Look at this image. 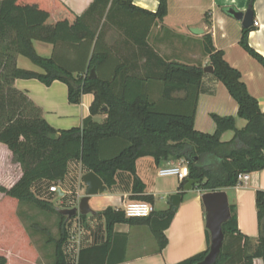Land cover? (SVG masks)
<instances>
[{"label":"trees","instance_id":"trees-1","mask_svg":"<svg viewBox=\"0 0 264 264\" xmlns=\"http://www.w3.org/2000/svg\"><path fill=\"white\" fill-rule=\"evenodd\" d=\"M252 4L253 0H248L251 10ZM167 9V0H158L156 11L135 7L131 0H93L86 12L77 16L59 0H0V154L11 161L5 164L11 182L0 186V264H31L36 257L35 249L15 215L21 202L58 215L59 237L53 240V264H90L84 257L91 254L101 255V262L97 264H106L104 256L109 240L80 249L76 262L67 259L63 245L69 237L66 225L72 218L65 221L48 198L39 197L33 189V184L41 180L62 182L71 160H78L88 171H94L108 188L115 183L117 171L130 172L134 177L132 197L149 203L153 202V197L143 193L145 186L135 173V161L142 156H152L157 164L184 160L189 169L188 178L197 181L193 188L203 192L234 187L239 174L264 168V111L248 92L239 70L223 58L221 50L214 48L207 34L203 36V51L213 67L212 74L236 101L237 116L245 119L246 124L236 128L235 117L211 113L214 132L194 128V109L203 67L165 61L146 41L150 27L163 20ZM115 10H121L130 19L140 17L136 24L142 27L141 34L130 35V38L145 58L143 68L148 65V68H155V72L141 73L138 67L136 72L135 65L129 66L123 61L114 67L109 77L98 74L102 64L110 63V50H98L103 29L100 22L103 17L105 21L112 20ZM92 15L97 17L93 16L90 24L87 17ZM252 28L242 29L239 44L264 68V56L247 42V34ZM129 29L133 31L132 26ZM33 39L55 46L85 47L86 72L73 75L56 57L38 55ZM15 53L27 57L44 73L17 67ZM92 68L96 76L90 78ZM17 78H35L45 85L60 80L67 85L70 103H78L82 94H93L90 115L80 127H51L43 118L41 108L23 91L13 87ZM148 78L162 81L169 99L173 91L183 90V100L190 105V110L172 112L154 106L143 93V81ZM104 106L107 107L104 121L92 120V116L103 112ZM227 130H232L233 136L229 141H222L221 136ZM113 140L120 141L122 147L118 153L106 158L101 153V145ZM185 181L180 182V189ZM255 206L258 237L250 252L252 240L238 229L236 204L229 202L230 218L222 227L224 239L216 264H256L255 259L264 264V190L255 191ZM175 210L170 206L146 217H127L122 210L108 207L102 214L109 233L116 222L131 225L152 222L151 228L162 249L166 245L163 230L170 224ZM205 231L209 243V234L207 229ZM207 252L208 247L175 264H197Z\"/></svg>","mask_w":264,"mask_h":264},{"label":"crops","instance_id":"crops-1","mask_svg":"<svg viewBox=\"0 0 264 264\" xmlns=\"http://www.w3.org/2000/svg\"><path fill=\"white\" fill-rule=\"evenodd\" d=\"M59 1L77 16L83 15L93 2V0ZM131 3L135 7L148 11H156L158 7V0H131ZM167 8V15L162 21L155 22L150 27L146 37L152 50L165 61L205 67L209 65V58L203 51V36L209 35L214 48L221 50L223 58L239 70L241 80L245 83L248 92L257 99L259 108L263 112L264 68L239 44L243 29L241 22L227 12L229 8L246 11L248 0H167ZM192 12L197 13L195 19L189 16ZM252 12L254 23L251 26L252 30L247 34V42L251 48L264 56V0H253ZM93 16L97 17V15L87 17L88 23H93ZM112 17L110 21H105L103 17L100 22L103 29L100 33L98 50H110V63L102 64L98 68V74L103 78L109 77L114 67L123 61H126L129 66L135 65L136 72L138 68L141 73L143 71L155 72V68L150 66L148 68V65L143 68L145 58L130 38V35L137 37L141 34L142 27L136 24V20L140 17L136 20L135 17L130 19L121 10H115ZM131 26L132 32L129 29ZM190 27H201L204 33L193 34ZM32 42L38 55L56 57L73 75L86 72L88 56L85 47L70 44H56L55 46L36 39ZM14 56L17 67L44 73L41 67L32 63L27 57L18 53ZM185 59L194 61V63ZM13 87L23 91L31 101L39 106L45 121L55 129L80 127L83 120L90 115L89 107L94 99L93 94H82L78 103H70L67 85L60 80H54L51 84L45 85L35 78H17L13 82ZM143 93L160 110L172 112L190 110V105L183 100L185 96L183 90L173 91L169 99L165 95V84L157 79L144 80ZM237 109L236 101L230 96L223 83L217 80L212 73L204 72L194 109V128L201 132H214L215 124L210 117L211 113L233 116L236 128H241L245 126L246 120L237 116ZM105 118L104 109L103 112L92 116V120L98 123L103 122ZM232 136L233 131L227 130L222 134L221 140L229 141ZM121 147L120 141H105L101 145V153L108 158L118 153ZM166 162L168 161L157 164L149 155L139 157L135 161V173L145 186L143 193L152 195L151 204L154 205L155 211L167 210L172 206L167 199L166 205L156 208L158 197L169 198V195L175 192L182 195V201L175 208L170 224L163 230L166 245L162 249L159 248L158 240L151 228L152 222L149 221L132 225L116 222L112 232L107 231L106 219L102 214L106 208L122 210L128 202L141 201L132 197L133 175L130 172L119 170L115 174V183L112 187L106 192L90 197L89 205L96 213H88L84 217L75 216L67 223L66 229L69 237L63 245V250L70 262H76L80 249L100 245L106 240L110 242L107 254L104 256L106 264H175L209 247L205 231L204 206L200 197L203 191L192 187L183 192V188H179L181 181L177 177L158 175V169ZM87 171L80 161L71 160L62 184L66 186L71 173L77 174V177L80 175L81 180V176ZM78 184L79 187L85 188L82 180ZM49 185L50 182L41 180L33 184V189L39 197L47 198L52 194L48 190ZM258 189L264 190V168L248 173V179L245 182L223 189L228 195L229 202L236 204L238 229L252 241H256L258 237L255 206V191ZM81 197L77 191L75 199L63 202L64 207H74ZM75 229L78 230L77 235L74 234ZM58 237V227L56 231H50L45 237L43 241V248L47 249L45 260L42 259L39 249L34 246L36 259L31 264H53V240ZM84 258L85 262L90 264L101 262V255L98 256V254L93 256L91 254L90 257Z\"/></svg>","mask_w":264,"mask_h":264},{"label":"water","instance_id":"water-1","mask_svg":"<svg viewBox=\"0 0 264 264\" xmlns=\"http://www.w3.org/2000/svg\"><path fill=\"white\" fill-rule=\"evenodd\" d=\"M227 12L241 22L242 28H250L254 23L253 12L249 7L244 12L237 11L233 8L227 9ZM190 31L193 34L204 33V29L201 27H190ZM203 71L212 73V65L203 67ZM95 76V70L92 68L89 77L93 78ZM103 109L106 110L107 107L104 106ZM81 180L85 188L84 194L80 198L78 205L71 208L55 207V210L65 217V221L75 216H84L88 213L95 214L96 211L89 205L90 197L106 192L108 189L101 177L94 171L90 170L85 172L81 176ZM185 180L186 183L183 187V192L190 190L193 185L197 184V181L194 179L186 178ZM200 197L204 206L205 228L209 234V247L205 257L197 264H216L224 239L222 227L230 218L229 199L226 191L223 189L204 191ZM168 201L174 208H177L182 201L181 193H172L169 195Z\"/></svg>","mask_w":264,"mask_h":264},{"label":"rangeland","instance_id":"rangeland-1","mask_svg":"<svg viewBox=\"0 0 264 264\" xmlns=\"http://www.w3.org/2000/svg\"><path fill=\"white\" fill-rule=\"evenodd\" d=\"M190 18L195 19L197 17L196 12H192L189 14ZM182 60V59H181ZM188 61L187 59H185ZM193 62L194 61H188ZM10 158L3 154H0V186H7L10 184L9 173L5 171V164H9ZM80 175L77 177V174L71 173L69 176L68 183L65 185L62 182L53 183L50 182V185H54L57 187V191L52 193L50 196L47 197L48 201H50L55 207L65 208L66 201L71 200L72 198L75 199V194L79 191L80 197L84 194V187H79L80 182ZM82 184V183H81ZM37 187V186H36ZM48 187V190H49ZM50 191V190H49ZM69 191V192H67ZM50 193V192H49ZM0 192V197H1ZM168 198L161 199L158 197L156 199V208H162L166 205ZM79 199L75 206L78 205ZM15 215L17 216L19 223L21 224L26 237H28L30 244L34 247L36 246L41 253L42 259H47L46 253L47 249L43 248V241L45 237L50 233V231H56L58 224H59V217L57 214L49 212L47 210H41L37 206L30 204V203H19L15 209ZM89 216V215H87ZM86 216V217H87ZM42 232H41V231ZM46 230V231H45ZM50 230V231H49ZM74 234H78V230L75 229ZM256 241L250 242L249 251L251 252ZM36 257L34 258V260ZM255 263H260L259 259L254 260Z\"/></svg>","mask_w":264,"mask_h":264},{"label":"built area","instance_id":"built-area-1","mask_svg":"<svg viewBox=\"0 0 264 264\" xmlns=\"http://www.w3.org/2000/svg\"><path fill=\"white\" fill-rule=\"evenodd\" d=\"M160 176H169L173 175L177 177L180 181L188 178L189 169L184 160L179 161H168L162 167H160L157 171ZM248 179V173H241L237 176V184H241ZM51 192H56L57 187L55 185H51L49 187ZM122 211L127 217H146L155 211V207L153 204L145 201H131L126 203Z\"/></svg>","mask_w":264,"mask_h":264}]
</instances>
